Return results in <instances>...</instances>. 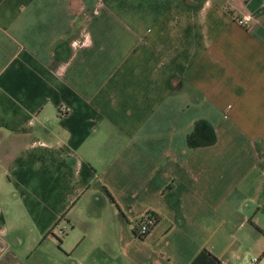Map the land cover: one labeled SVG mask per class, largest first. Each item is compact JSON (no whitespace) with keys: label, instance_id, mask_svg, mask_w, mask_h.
Segmentation results:
<instances>
[{"label":"crops","instance_id":"obj_1","mask_svg":"<svg viewBox=\"0 0 264 264\" xmlns=\"http://www.w3.org/2000/svg\"><path fill=\"white\" fill-rule=\"evenodd\" d=\"M254 260L264 0H0V264Z\"/></svg>","mask_w":264,"mask_h":264},{"label":"trees","instance_id":"obj_2","mask_svg":"<svg viewBox=\"0 0 264 264\" xmlns=\"http://www.w3.org/2000/svg\"><path fill=\"white\" fill-rule=\"evenodd\" d=\"M216 140L217 134L214 125L205 118L196 120L193 129L187 135V142L191 147L211 144ZM158 219L159 215H156V222Z\"/></svg>","mask_w":264,"mask_h":264},{"label":"built area","instance_id":"obj_3","mask_svg":"<svg viewBox=\"0 0 264 264\" xmlns=\"http://www.w3.org/2000/svg\"><path fill=\"white\" fill-rule=\"evenodd\" d=\"M262 11L256 12L261 13ZM256 13H246L242 17L239 18V21L241 23L248 22L251 19H254L256 16ZM156 223V215L153 212H148L140 221L138 226V231L141 236L146 235L152 226ZM255 263V260L253 261V264Z\"/></svg>","mask_w":264,"mask_h":264}]
</instances>
